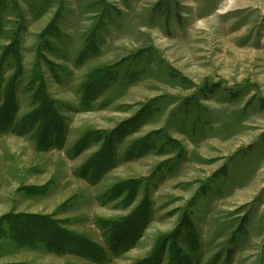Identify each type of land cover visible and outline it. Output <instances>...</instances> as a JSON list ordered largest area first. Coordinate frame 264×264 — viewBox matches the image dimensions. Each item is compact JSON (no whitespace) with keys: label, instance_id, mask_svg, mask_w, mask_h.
<instances>
[{"label":"rangeland","instance_id":"1","mask_svg":"<svg viewBox=\"0 0 264 264\" xmlns=\"http://www.w3.org/2000/svg\"><path fill=\"white\" fill-rule=\"evenodd\" d=\"M5 105L0 264H264V0H0Z\"/></svg>","mask_w":264,"mask_h":264},{"label":"trees","instance_id":"2","mask_svg":"<svg viewBox=\"0 0 264 264\" xmlns=\"http://www.w3.org/2000/svg\"><path fill=\"white\" fill-rule=\"evenodd\" d=\"M14 92H15V88H14V85H12V83L9 84L8 87H6L4 91L7 99L11 98L12 100L14 99L13 97ZM11 99H8V100H11ZM7 111H8L7 105L3 106L0 109V127L1 128H4L5 126L9 125V121H10L9 113L10 112L7 113ZM38 117H39V114L34 116V118L32 119L29 118V121L31 122L33 120L35 122L37 121ZM18 218L20 219L19 222L15 224V221L17 219L15 218L12 224V227H11V229L14 230L13 237H15L16 239L19 238L22 241H24V240H27V238L29 239L33 238L34 240H37L38 238H40L38 240L44 241L46 245L49 246V248H52L53 250H56L58 252L67 250L69 249L68 247H70L72 251L78 252L79 254L86 255V256L88 254L89 255L88 257L102 254L101 253L102 251L96 250V249H99V247H96V245L90 243L89 241H87V239L85 240V238L83 239L80 236L75 235V234H68V233L65 234L66 232H64L62 229H58L56 222L52 221L48 217H37V223L33 222L30 225H28V223H25V219L29 220L31 216L20 214ZM33 219L36 221V217H33ZM34 220H32L31 218L29 221L31 222ZM38 220L41 222H39ZM34 230L39 232L40 236L38 238L34 236L36 234ZM4 231L5 229L3 228L0 229V234H3ZM116 248H118L117 245H116Z\"/></svg>","mask_w":264,"mask_h":264}]
</instances>
